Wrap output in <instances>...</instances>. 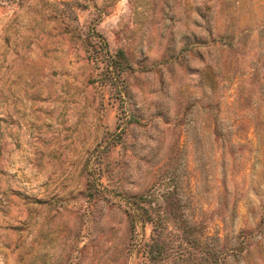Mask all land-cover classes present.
Segmentation results:
<instances>
[{
	"label": "rangeland",
	"instance_id": "374dc122",
	"mask_svg": "<svg viewBox=\"0 0 264 264\" xmlns=\"http://www.w3.org/2000/svg\"><path fill=\"white\" fill-rule=\"evenodd\" d=\"M0 264H264V0H0Z\"/></svg>",
	"mask_w": 264,
	"mask_h": 264
}]
</instances>
